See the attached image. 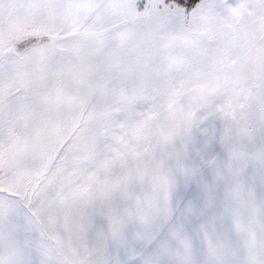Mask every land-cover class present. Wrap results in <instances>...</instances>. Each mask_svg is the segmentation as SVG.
<instances>
[{"label": "snow or ice", "instance_id": "obj_1", "mask_svg": "<svg viewBox=\"0 0 264 264\" xmlns=\"http://www.w3.org/2000/svg\"><path fill=\"white\" fill-rule=\"evenodd\" d=\"M0 264H264V0H0Z\"/></svg>", "mask_w": 264, "mask_h": 264}]
</instances>
